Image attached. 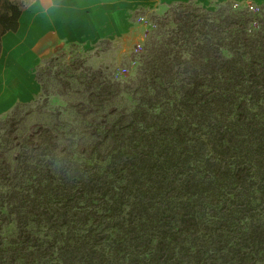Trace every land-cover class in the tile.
Here are the masks:
<instances>
[{
	"label": "rangeland",
	"instance_id": "obj_1",
	"mask_svg": "<svg viewBox=\"0 0 264 264\" xmlns=\"http://www.w3.org/2000/svg\"><path fill=\"white\" fill-rule=\"evenodd\" d=\"M38 81L0 116V264H264V5L142 8Z\"/></svg>",
	"mask_w": 264,
	"mask_h": 264
},
{
	"label": "crops",
	"instance_id": "obj_2",
	"mask_svg": "<svg viewBox=\"0 0 264 264\" xmlns=\"http://www.w3.org/2000/svg\"><path fill=\"white\" fill-rule=\"evenodd\" d=\"M184 1L190 0H22L17 30L0 39V116L37 99L39 68L67 45L133 33L142 8ZM194 1L211 6L229 0ZM234 1L264 5V0Z\"/></svg>",
	"mask_w": 264,
	"mask_h": 264
},
{
	"label": "trees",
	"instance_id": "obj_3",
	"mask_svg": "<svg viewBox=\"0 0 264 264\" xmlns=\"http://www.w3.org/2000/svg\"><path fill=\"white\" fill-rule=\"evenodd\" d=\"M19 16L20 8L15 4H8L7 10L0 12V39L6 32L17 30Z\"/></svg>",
	"mask_w": 264,
	"mask_h": 264
},
{
	"label": "built area",
	"instance_id": "obj_4",
	"mask_svg": "<svg viewBox=\"0 0 264 264\" xmlns=\"http://www.w3.org/2000/svg\"><path fill=\"white\" fill-rule=\"evenodd\" d=\"M249 7H250L251 9H254L255 6H254L253 4L250 3V4H249Z\"/></svg>",
	"mask_w": 264,
	"mask_h": 264
}]
</instances>
